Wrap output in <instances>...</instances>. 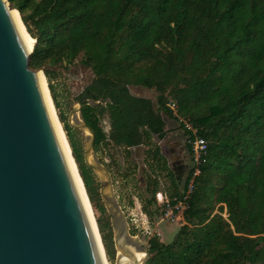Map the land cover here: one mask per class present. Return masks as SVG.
Returning a JSON list of instances; mask_svg holds the SVG:
<instances>
[{"label": "trees", "instance_id": "16d2710c", "mask_svg": "<svg viewBox=\"0 0 264 264\" xmlns=\"http://www.w3.org/2000/svg\"><path fill=\"white\" fill-rule=\"evenodd\" d=\"M8 2L36 40L30 68L47 79L49 64L78 61L92 71L79 99L99 100L83 101L80 108L94 132V149L120 147L128 157L133 147L153 143L145 154L150 172L166 170L174 188L170 205L184 201L183 222L172 240L149 237L142 264H264V0ZM130 86L158 94L153 101L132 94ZM48 87L54 100L49 82ZM104 114L108 132L100 124ZM59 119L93 208V171L61 114ZM167 119L179 122L188 140L207 141L197 163L186 143L192 165L181 190L152 142L166 136ZM146 190V204L154 203L156 178Z\"/></svg>", "mask_w": 264, "mask_h": 264}, {"label": "water", "instance_id": "95a60500", "mask_svg": "<svg viewBox=\"0 0 264 264\" xmlns=\"http://www.w3.org/2000/svg\"><path fill=\"white\" fill-rule=\"evenodd\" d=\"M13 9L8 0H0V264H101L96 236L45 103L38 75L42 70L29 67L33 48L23 42ZM83 101L99 103L82 97L80 108ZM81 126L91 133L93 147V130L85 122ZM84 162L103 170L105 183L111 182L99 162H90L86 154ZM111 202L119 210L117 202ZM122 227H117V250H125L119 242L123 235L146 254L125 222ZM99 240L104 248L100 235ZM125 251L135 264H142Z\"/></svg>", "mask_w": 264, "mask_h": 264}, {"label": "rangeland", "instance_id": "374dc122", "mask_svg": "<svg viewBox=\"0 0 264 264\" xmlns=\"http://www.w3.org/2000/svg\"><path fill=\"white\" fill-rule=\"evenodd\" d=\"M46 67L49 71L48 79L43 71L41 72L45 77L47 86L48 82L52 86L54 96V100H52L53 103L54 101L56 103L54 105L57 115L59 117V114H61L64 122L68 125L78 153L83 161L86 154L90 162H93V160L99 162L110 174L111 182L108 184L105 183L107 177L103 170L92 169L94 177L92 183L94 187L93 198L96 204L93 210L95 219L99 218L101 222L106 242L112 251L111 257L106 255L109 264H116L120 251L116 248L115 239L117 227H121V230H123V222L127 225L129 235L137 245L147 247L148 238L153 235L159 237L163 242L171 241L183 222L180 209L159 202L156 195L154 203L146 204L150 197V192L146 190V183L151 182L153 178L157 179V192L162 193V198L166 197L169 201V195L174 191L171 180L165 173L166 170H160L159 168H157V171L155 170L156 172H150L149 170L145 154L147 148L152 146L153 143L133 147L128 157L120 147L109 145L97 150L94 147L89 148L91 133L81 126L84 121L80 114L78 100L79 93L92 80V71L78 61L68 67L57 64H49ZM130 91L136 95L149 97L153 101L158 94L154 88L148 89L141 86H130ZM102 123L103 129L107 130L106 117ZM61 125L63 127L62 122ZM166 128L168 129L166 136L161 140L154 137L152 142L160 146L162 153L167 158L170 169L176 177L178 189L181 190L188 169L192 165V157L186 147L188 138L180 127V123L176 120L167 119ZM174 152H178L179 159L175 157ZM112 200L117 202L119 210L114 209ZM144 205H146L150 214L145 213ZM132 213L139 218L136 223L131 220L133 218Z\"/></svg>", "mask_w": 264, "mask_h": 264}, {"label": "bare ground", "instance_id": "6f19581e", "mask_svg": "<svg viewBox=\"0 0 264 264\" xmlns=\"http://www.w3.org/2000/svg\"><path fill=\"white\" fill-rule=\"evenodd\" d=\"M11 15H12V18L16 24V27L18 29V32H19L23 42L25 43L27 48H29V50H30L34 46V39L30 36L25 25L23 24L21 17H20V13L16 9H13V10H11ZM38 75L40 78L45 103H46L49 115L51 117V121H52L53 127L55 129L59 144H60L61 149L63 151V154H64V157L66 159L69 170L71 172V176L73 178L75 188L79 194V197L81 199V203L83 205V208L85 210L87 218L89 219V221L91 223L93 232H94L96 239H97L98 252H99L101 264H109L107 257H106V254H105V250H103L105 248H102V246L100 244V240H99L100 234H98L100 232H99V229L97 226V221L95 219L94 210L92 208L91 202H90L89 197L87 195L85 186L83 185V181L80 177V174H79L80 172H79V169L77 167V163L73 157L69 141H68L66 134H65V131L61 125V121L59 120V117L57 115L56 108H55V105L53 103L51 94L49 92V88L47 86L45 77L41 71L38 72ZM119 242L124 245L123 247L125 250H130V252H132V254H134L135 258H137V261L139 263L143 262L142 260L146 256L145 252L137 250L132 244H129L128 242H126L123 235L120 237ZM125 250H124V252H126ZM124 252H122V251L119 252L118 258L116 260V264H135L134 257L131 256L130 254L124 253Z\"/></svg>", "mask_w": 264, "mask_h": 264}, {"label": "built area", "instance_id": "2783aa9c", "mask_svg": "<svg viewBox=\"0 0 264 264\" xmlns=\"http://www.w3.org/2000/svg\"><path fill=\"white\" fill-rule=\"evenodd\" d=\"M168 106L173 110L174 113H176V104L174 101L170 100L168 102ZM185 122V121H184ZM185 125L187 128L191 129L193 132H195V130H193L191 128V126L185 122ZM188 143H191L192 146V150H193V160L195 163H197L199 161V158L202 154H205L206 152V147H207V141L202 138V137H195L194 140H188ZM199 172L198 169L195 170L194 174H197ZM191 189V183L188 185V189L186 191V194H188V192ZM158 197V201L161 203H165L166 206H170V203L168 201V199L162 198V193L161 192H156L155 194ZM186 196H184L185 199ZM175 209H180V211L182 212V210L185 207V203L183 200H179L175 205H173ZM169 212V211H168ZM172 213V211H170ZM181 214V213H180ZM132 217L131 220L134 221V223H136L138 221L139 218L136 217V214L134 216V213H132ZM135 217V218H134ZM137 225V224H136Z\"/></svg>", "mask_w": 264, "mask_h": 264}, {"label": "flooded vegetation", "instance_id": "af4514ba", "mask_svg": "<svg viewBox=\"0 0 264 264\" xmlns=\"http://www.w3.org/2000/svg\"><path fill=\"white\" fill-rule=\"evenodd\" d=\"M105 117H106V119H107L108 128H107V130L104 129V131H105V132H108L109 129H110V122H109V118H108V115H107V114H104V115L101 117V119H100V124L102 123V121H103V119H104ZM102 124H103V123H102Z\"/></svg>", "mask_w": 264, "mask_h": 264}, {"label": "crops", "instance_id": "0c3cea01", "mask_svg": "<svg viewBox=\"0 0 264 264\" xmlns=\"http://www.w3.org/2000/svg\"><path fill=\"white\" fill-rule=\"evenodd\" d=\"M141 96H143V95H141ZM174 153H175V157L178 158V157H179V156H178L179 154H177L178 152H174ZM178 159H179V158H178ZM177 162H178V161H177ZM181 218H182V217H181Z\"/></svg>", "mask_w": 264, "mask_h": 264}]
</instances>
